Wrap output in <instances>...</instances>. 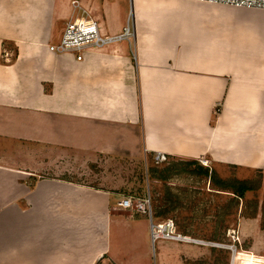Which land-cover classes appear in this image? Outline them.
Segmentation results:
<instances>
[{
  "label": "crops",
  "instance_id": "obj_1",
  "mask_svg": "<svg viewBox=\"0 0 264 264\" xmlns=\"http://www.w3.org/2000/svg\"><path fill=\"white\" fill-rule=\"evenodd\" d=\"M74 1L103 34L132 25L134 36L83 61L51 52L82 13ZM131 145L207 158L225 177L264 171V10L0 0V264H150L149 217L122 210L120 192L70 181L58 158Z\"/></svg>",
  "mask_w": 264,
  "mask_h": 264
},
{
  "label": "rangeland",
  "instance_id": "obj_2",
  "mask_svg": "<svg viewBox=\"0 0 264 264\" xmlns=\"http://www.w3.org/2000/svg\"><path fill=\"white\" fill-rule=\"evenodd\" d=\"M14 58L13 53L7 61ZM63 154L58 156L62 175L70 181L117 191L124 197L142 198L150 194L155 215L167 210V215L154 217V222L172 218L179 233L197 240L152 241L149 237L150 264H231L232 252L226 246L234 244L238 246L236 264L252 262L250 254L244 251L252 253L253 264H264V175L255 173L249 178L263 180V184L239 199L232 192L233 180H246L244 174L238 178L232 172L225 177L227 171L215 169L211 163L206 167L198 160L170 158L156 164L151 156H144L141 147L133 145L109 155L77 158ZM203 167L209 168L210 174L213 171L212 181L202 173ZM201 240L217 245H202L198 242ZM161 242L169 246L167 256L161 253Z\"/></svg>",
  "mask_w": 264,
  "mask_h": 264
},
{
  "label": "built area",
  "instance_id": "obj_3",
  "mask_svg": "<svg viewBox=\"0 0 264 264\" xmlns=\"http://www.w3.org/2000/svg\"><path fill=\"white\" fill-rule=\"evenodd\" d=\"M199 2L222 4L234 7L256 8L264 10V0H194ZM74 10H81L82 13L77 14L70 19L64 28L60 41L57 44H50L49 50L55 54H73L77 61H83L85 53L92 49H102L106 46L120 42L124 39H130L134 36L133 30L128 26L121 34L118 35H105L103 34L96 21L89 16V14L82 10L77 1L73 2ZM170 156L164 152H156L153 160L156 164L166 163ZM202 165L210 167V160L201 158L198 160ZM119 207L122 210L139 212L146 214L149 217L151 224V238L152 241L156 239L171 240L176 242L195 243L188 235H183L177 231L176 224L172 218L154 222V208L150 194H146L142 198H134L125 196L119 202ZM237 240L240 242L239 238ZM202 245L216 246V243L198 241ZM232 252L231 264H236L238 255V246H226ZM250 254V260L253 262V256L250 251H244ZM251 261L247 264H253Z\"/></svg>",
  "mask_w": 264,
  "mask_h": 264
},
{
  "label": "trees",
  "instance_id": "obj_4",
  "mask_svg": "<svg viewBox=\"0 0 264 264\" xmlns=\"http://www.w3.org/2000/svg\"><path fill=\"white\" fill-rule=\"evenodd\" d=\"M190 161H192V160H190ZM202 173L205 175V177H209L210 180L212 181L213 171L210 174L209 173V168H204L203 167L202 168ZM256 173L258 175H260V176L264 175V171H257ZM233 181L235 182V188H233L232 192L234 193V196L239 198V199L240 198L241 199L244 198L245 194L248 191L256 190V189L260 188L262 186V184H263V180L259 181L258 179H254V180H238V179H235ZM225 188H227V186ZM166 212H167V210L164 213H158V215H157V212H156V215L154 217L155 218L156 217H164L165 215H167ZM161 220H165V218L157 220V221H161Z\"/></svg>",
  "mask_w": 264,
  "mask_h": 264
},
{
  "label": "bare ground",
  "instance_id": "obj_5",
  "mask_svg": "<svg viewBox=\"0 0 264 264\" xmlns=\"http://www.w3.org/2000/svg\"><path fill=\"white\" fill-rule=\"evenodd\" d=\"M189 239H191V238H189Z\"/></svg>",
  "mask_w": 264,
  "mask_h": 264
}]
</instances>
